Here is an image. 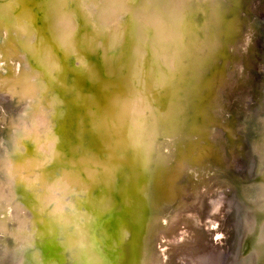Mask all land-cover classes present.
I'll return each mask as SVG.
<instances>
[{
    "label": "bare ground",
    "instance_id": "1",
    "mask_svg": "<svg viewBox=\"0 0 264 264\" xmlns=\"http://www.w3.org/2000/svg\"><path fill=\"white\" fill-rule=\"evenodd\" d=\"M0 1H3L0 8L9 9L10 14V17L0 15V33L8 35L12 46L20 53H12L20 61L13 65L18 71L13 72L18 76L13 79L8 73L10 59L6 54L9 50L0 46V225L4 226L3 229L10 226L9 232H0L1 251L4 253L8 240L15 238L16 241L21 239V246L25 247L24 264H80L76 259L79 255L69 254L68 251L83 242L92 250L91 255L98 264H135L136 256L137 264H146L144 257H147L148 264H214L216 247L213 240L220 234L216 230L221 228L222 234L230 238V241H222V247L231 248L227 264H249L242 250L246 240H242L250 231V226L243 229V225L236 224L234 210L237 207L235 199L242 203L243 197L246 201H256L255 205H251L252 209L242 204L246 213H254L257 217L256 224L261 225L264 218V127L260 128L264 120V63L255 102L251 101L252 95L229 94V84L244 75L245 66L249 63V52L245 48L251 44L255 34L259 32L264 39V14L258 15L261 5H264L260 3L264 0H123L127 5L119 9L109 1L101 5V9L94 10V25L89 20L93 9L88 11L87 4L81 3L83 0L54 2L55 8L68 3L65 9L68 17L76 20L80 29L78 33L91 31L92 26L97 29V32L91 33L96 37L95 53L98 51L96 60L89 57L92 64L82 61L80 54L78 57L74 54L78 48L75 47L76 42L71 41L74 29L69 32V40L66 36L62 37L61 45H69L74 51L67 61L64 59L68 56L58 52V39L50 42L54 36L48 33L46 41L48 22L37 28L41 24L37 13L42 12L37 6L44 7L50 0ZM31 5H35L36 9H33L35 6L28 9ZM216 8L228 19L218 21ZM19 14L23 15L21 23L25 31H20L17 39L13 32L17 23L11 15ZM106 18L110 21L107 29L103 30ZM6 22L12 24V30L7 28ZM28 23L34 25L43 39L42 43L52 51L41 61L46 69L43 74L35 70L38 63L34 64V51L41 49L39 39L34 44V34L30 32L29 48H19L20 41L28 33ZM164 41L169 49L163 48ZM111 42V47H107ZM132 47L136 56L133 68L136 74L130 72L128 78L130 83L137 84L135 96L128 98L127 93L100 88L92 74L97 69L94 64L102 63L108 67L109 54L116 72L123 71L129 63L127 50H132ZM168 52H171L170 55H167ZM57 56L61 61L55 65ZM249 56L255 60L254 50H250ZM102 64L100 68L103 70ZM139 64L144 67L138 70ZM53 65L56 68L53 69ZM85 65L90 67L89 71L86 67L84 69ZM171 70L177 73L174 80L179 82L175 85L170 84L174 78L171 74L168 76ZM141 74L142 77L145 74V81L150 75L155 78L154 81L150 79L151 86L146 87L145 81L142 84ZM42 75L47 82L42 83ZM111 76L110 72L103 76L104 81H109ZM63 81L67 84H62ZM180 81L182 84L176 90L179 94L176 97L174 90ZM26 82H34V90L27 92ZM158 85H163V92L160 91L156 98L154 87L159 88ZM94 86L99 92L92 88ZM189 86H194L196 90ZM151 88L154 89L150 91ZM106 90L115 91L114 95H107ZM141 90H146L144 97L139 96ZM89 91L93 92V96ZM18 97H28L21 110L32 111L24 118L21 115L23 119L18 115L21 106ZM166 98H169L168 102ZM231 99L238 104L229 103ZM81 103L83 105L79 107L77 104ZM178 104L187 105L188 111H179ZM8 105L10 107L6 108ZM115 105L120 112L118 120L116 118L115 123L112 121L114 111L109 109L108 118L100 123L99 118H105L101 112ZM169 105L175 110H167ZM161 106L165 107L166 115H162ZM97 108L100 111L94 114ZM198 117H201L199 124ZM96 119L100 129L106 128L100 132L104 147L92 151L84 140L80 141L79 136L88 134L89 126L96 124ZM173 124L176 128L169 129ZM158 126L164 133L156 130ZM180 129L189 133L186 136H181V132L178 133L180 136L169 134ZM21 140L27 145L23 146ZM144 144L147 145L145 156ZM25 146L27 149H24ZM129 150L134 152L135 158L128 156ZM103 151L114 152L113 160L110 156L102 160ZM222 152L227 155L226 159L220 157ZM122 156L126 157V165L135 163L136 170L135 167L129 170L116 163ZM237 156L243 158L246 170L253 165L260 169L256 179L251 178L248 170L244 174L236 172ZM80 157L83 161L78 159ZM68 159H73V164H65ZM6 173L10 174V180L5 179ZM134 174L138 176V193L132 191ZM14 179H18L16 184L24 188L21 201L18 199L19 192L15 198L8 184ZM254 180L258 183L249 184ZM112 188L114 193L120 190V194L112 195ZM149 189V193L162 195L154 208L148 206L143 196ZM56 191L58 195L54 194ZM48 193H52L53 200L57 199L55 205L48 215L35 221L34 216L51 199ZM20 203L25 210L19 209ZM221 204L225 209L222 216L218 215ZM61 205L70 208L59 209ZM134 207L139 211L135 215L139 213L142 218L153 215L157 221L155 228H151V235H148L149 232L139 234L142 244L132 258V254L128 256V249L130 254L133 246L132 239L126 240L129 245L125 247V236H133L143 228L138 216L132 217ZM73 211L81 214L82 218L77 220L76 226H80L82 231L77 235L71 234L70 246L62 247L60 243H65V232L69 233L64 225L67 219L74 221L70 218ZM26 212L32 218L26 217ZM47 216L52 218V225ZM4 218L5 221H2ZM249 221L253 226L251 216ZM28 223H35V228ZM120 231L124 234L121 235ZM255 235L250 237L252 249L249 254L255 259V264H264L259 260L260 254L264 255V234ZM73 241L76 243L74 246ZM257 243L261 247H256ZM27 250L36 252L31 256L26 254Z\"/></svg>",
    "mask_w": 264,
    "mask_h": 264
},
{
    "label": "water",
    "instance_id": "2",
    "mask_svg": "<svg viewBox=\"0 0 264 264\" xmlns=\"http://www.w3.org/2000/svg\"><path fill=\"white\" fill-rule=\"evenodd\" d=\"M89 1V0H88ZM88 1H86V0H83V1H81V3L82 4H86V2H88ZM109 1H112V3L114 4V5H116V8H120V6H126L127 5V3L125 2V1H123V0H100V1H98V5H104L106 2H109ZM54 2H57L58 4H60L59 2H60V0H50L49 2H46L45 4V6L43 7V6H41L40 4V6L38 5L37 7L39 8V12L40 11H42L40 14L39 13H37L38 15H37V17H40L41 18V26L42 25H44V23H47L48 22V31H46V41H48V33H50V35H53L54 37L50 40V42H55L57 39H58V41H57V44H58V52L59 53H65V55L66 56H68V57H66L64 60H66L67 59V61L68 60H70V55L72 54V53H74V51L73 50H71L70 49V47H69V45H61V42H62V37H65L66 36V38H67V40H69L68 38H70V35H69V32H70V30H72V29H74V33L72 34V37H71V41L73 42H76L75 43V47H78V48H76V51H75V55L78 57L79 56V54L82 56L80 59H82V61H85V62H88V64H92V61H90V58L89 57H94V51H95V48H94V44H95V40H96V37H93L92 35H91V33H92V31L93 32H97V29H94L93 28V26H92V30L91 31H89V30H85V31H83L82 33H78V30H80L79 29V26H78V24H77V22H76V20H74V18H70V17H68V13H67V10L65 9V8H67L68 7V5L66 6V4H68L67 2H64L65 3V5L63 4L62 5V7H60L61 5H58L56 8H55V3ZM90 2V1H89ZM52 3H53V7H52ZM230 3L231 2H229L228 4L230 5ZM75 3L73 2V5H74ZM224 4V3H223ZM63 7H64V9H63ZM216 7V6H215ZM226 7V6H225ZM223 8V9H227V8ZM227 7L228 8H230L228 5H227ZM55 8V9H54ZM7 9V8H6ZM5 8H0V15L1 16H5V17H10V14L8 13L9 12V9H7L6 10ZM93 9V13H92V15L90 16V18H89V20H90V22H92L93 23V25L95 24V22H94V20H95V14H96V12H94V10H96V6H94V7H91V8H89L88 9V11H91ZM231 9V8H230ZM87 11V12H88ZM216 14L218 15V17H217V20L219 21V20H221V19H228V17L226 16V14L224 13L223 14V12L222 11H220L219 9H217L216 8ZM7 13V14H6ZM162 13V12H161ZM107 15L109 16L110 14H109V12L107 11ZM23 15L22 14H19V15H11V17L13 18V20H14V22H15V24L16 23H21L22 21H23V17H22ZM65 18H69V19H67L66 21H63V20H65ZM165 19H164V21L166 22V23H168L167 21H166V17H164ZM110 19H112L111 17H110ZM110 19L109 18H106L105 20H104V27H103V30L105 29H107V25H108V21H110ZM24 21H26V19H24ZM50 22V23H49ZM37 24H39V23H37ZM6 26H7V28L8 29H10V30H12V24L11 23H9V22H6V24H5ZM28 33H27V35H25V37L23 38V40H21L20 42L23 44V46L24 47H22V44H21V47H19L21 50H22V48H23V50L26 48V49H28L29 47H27V45H28V40L30 39V35H31V33L30 32H33V34H34V41H33V43L35 44V42H36V40H37V38L39 39V45H41V49H39V50H35L34 51V53L36 54V62L34 63V64H37L38 63V65H37V69H35L36 71L37 70H39L40 72H41V74H43V72H45V67H44V65H42V63H41V61L43 60V58H46L48 55H49V53H51L52 51L51 50H49V48H48V45H45V44H43L42 43V37H40L38 34H37V31H35V27H34V25L32 24V23H28ZM69 28L70 27V29H66V28ZM99 27V26H98ZM18 29H21V30H18ZM20 31H25V27H24V25H22V27L21 28H17V27H15V29L13 30V32H14V38H16L17 37V39H18V37H19V34H21V33H19ZM99 32V31H98ZM177 34H179L178 32H177ZM99 37V36H98ZM0 38H2V43L0 42V46L3 48V49H8L9 51H8V53L6 54V57L8 58V59H10L9 61V70H8V73H9V75H10V77H12L13 79H17V75H13V72L14 73H17L18 71H17V69L14 67L13 68V65H16V59L15 60H13V59H11L12 58V53H15L16 55H20V53L18 52V50L16 49V48H14V46H12V40H11V38L10 37H8V35H6V34H3V35H1V33H0ZM22 39V38H21ZM76 39V40H75ZM131 39H132V37H131ZM19 41V40H18ZM77 42H79V44H77ZM113 42V41H112ZM112 42L110 43V47H111V44H112ZM48 43V42H47ZM70 43V42H69ZM78 45V46H77ZM65 46V47H64ZM162 46H163V48H166V49H169L168 48V46H167V44L165 43V41H164V43L162 44ZM31 47H33V46H31ZM80 47V48H79ZM108 47H109V45H108ZM25 49V50H26ZM13 51V52H12ZM109 51V50H108ZM170 53L171 52H168L167 53V55H170ZM28 54V53H27ZM33 54V53H32ZM31 53H29V55H32ZM34 54V55H35ZM127 54H128V57L129 58H127V61L129 62L128 63V65L126 66L127 68H124L123 69V71L121 72L120 70H117V72H116V68H115V64L113 63V60H110L109 59V54H108V61H107V65H108V67H105V69H107V71L108 72H110L111 74H112V76L109 78L110 80L109 81H104V78H103V76H102V72L101 71H99V70H97V69H94L93 71V77L96 79V82H99V84H100V88L102 87V88H108L109 90L110 89H112V90H117V91H120V92H122V93H127L128 94V96H130V97H134L135 96V86H134V84H132V83H130L129 82V73L130 72H132V73H135L136 74V71H134V64L136 63L135 61H136V56H135V52H134V49H133V47H132V50L131 49H129V50H127ZM120 58V57H119ZM76 59H78V58H76ZM132 60H133V62H132ZM24 61H25V59H24ZM59 61H61V60H59L58 59V56L56 57V60H55V65L59 62ZM167 62H169V56L167 57ZM26 65H27V67L29 68V66H28V64L26 63ZM55 65H53L52 67H53V69L54 68H56L55 67ZM38 67H41V68H38ZM30 70V69H29ZM49 70H52V69H49ZM59 70V69H58ZM57 70V73H59V71ZM33 71V73H35V71H34V69L32 70ZM70 72L72 71L71 69L69 70ZM171 71H173V70H171ZM54 72V71H53ZM144 72H145V70H144ZM33 75V74H32ZM29 76V75H28ZM53 76H54V74H53ZM153 76H149V78L145 81L146 82V87H148V86H151L150 84H152V80L153 79H155V78H152ZM52 78V77H51ZM50 78V80H52ZM41 79H42V83H45V82H47V79H45V77H43V75L41 76ZM150 79H152V80H150ZM31 81H33V79L31 80ZM53 81V80H52ZM154 81V80H153ZM110 82V83H109ZM116 82V84L115 85H113V86H110L112 83H115ZM154 88H156V86L154 87ZM154 88H151L150 89V91L151 90H153ZM40 91L42 90V89H39ZM107 91V90H106ZM90 92V94H92V96H93V92L92 91H89ZM88 92V93H89ZM108 93H107V95H114V92L115 91H113V92H111V91H107ZM175 96L176 97H178L179 96V94H178V92H176V94H175ZM27 98L28 97H23V98H21V99H19V104H22V102H26L27 101ZM168 100H169V98H166V102H168ZM30 101V100H29ZM117 101V100H116ZM97 102L99 103V100H97ZM166 104V103H165ZM79 107H81L83 104L81 103V104H77ZM117 106H118V101H117V104H116ZM116 105H115V107H113V106H109L110 108H108V110L106 109L105 110V112L104 111H102L101 112V114L102 115H104L105 116V118L103 117V116H101L100 118H99V120H100V123H101V121H103V120H105L106 121V119L108 118V116H109V111L111 110H113L114 111V113H113V116L111 117L112 118V121L115 123V121H116V118L120 115V112H119V110L117 109L116 110ZM160 105V104H159ZM165 106H167V105H165ZM10 107V105H8L6 108H9ZM11 109V108H10ZM110 109V110H109ZM178 110L179 111H188V109H187V106L186 107H184V105H180V107L178 108ZM263 110H264V105H263ZM8 111H10V110H8ZM80 111H81V109H80ZM98 111H100V109L99 108H97V110H94V114H97V112ZM209 111V110H208ZM165 115V114H164ZM173 115H176V114H173ZM183 115H181V117H182ZM186 116V115H185ZM262 116V115H261ZM103 117V118H102ZM114 117H115V119H114ZM176 117V116H175ZM200 118L201 117H198V124L200 123ZM74 119H77V117L76 116H74ZM117 120H118V118H117ZM262 121V120H261ZM100 123H98V119H96V124H94L93 126H89V129H90V131H89V133L87 134H83L82 136L80 135H78L79 136V138H80V141H83L84 140V142H85V144H87V148H90L92 151H94V150H96V149H98V147H100L101 146V148L102 147H104V143L103 142H101V140H100V132H102V131H105L106 130V128L105 127H102L101 129H100ZM197 125V124H196ZM264 127V120L262 121V125L260 126V128H263ZM176 128V125L175 124H173V126H170V128L169 129H171V130H173V129H175ZM88 129V130H89ZM127 130V129H126ZM142 132H143V130H142ZM181 136L183 135V136H186V134H188L189 133V131H187V132H183V130L181 131ZM260 135V133H258L257 134V136H259ZM255 139V138H254ZM264 140V137L262 138V141ZM22 142V144H23V146L24 145H27L25 142H24V140H21ZM143 141H146V140H144L143 139ZM147 145L146 144H144V146H143V155L145 156V155H147ZM24 149H27L26 148V146L24 147ZM82 151V150H81ZM81 151H79L80 153H81ZM86 152H88L89 150H85ZM130 152L128 153V156H130V157H134L135 158V154H134V152H131V150H129ZM113 154H114V152H112V151H107V152H102V156H101V159L102 160H105L106 159V156H110V160L112 159L113 160ZM5 156H8V155H5ZM94 157H98V156H94ZM8 158V161L10 162V159H9V157H7ZM128 158V157H127ZM78 159H81V157L80 158H78ZM116 159H117V156H116ZM7 161V162H8ZM74 162V160L73 159H68V160H66L65 161V164H70L71 162ZM80 161H83V159H81ZM23 162V164L25 163L24 161H22ZM70 162V163H69ZM73 162H72V164H73ZM58 163H60V162H58ZM116 163H120L121 165V167L122 166H124V167H126V169H129V170H134V167H135V163L133 164H131V165H126V157H124V156H122V158L120 159V160H118V162H116ZM144 163V162H143ZM14 163H12L11 165H13ZM26 164V163H25ZM24 165H22V167H23ZM18 167V164H17V166L15 165V168H14V170L16 169ZM113 169V168H112ZM13 170V171H14ZM13 171H11L10 172V174L13 172ZM53 172V171H52ZM135 172V171H134ZM258 172L260 173V169H258V167L256 166V165H253V166H251L250 168H249V173H251V178H257V175H258ZM8 173H6L5 174V179L6 180H10V174L9 175H7ZM136 176L137 175H135L134 174V180H133V182H135V184L133 185V187H132V191L133 192H139V188H137V184H138V182H137V178H138V176H137V178H136ZM115 179V178H114ZM18 180V179H17ZM16 179H14V181H11V182H8V184L10 185V187H11V190H12V193H13V196L15 197V198H17V194H18V192H19V194H20V196L18 197V199L21 201L22 200V198H21V196H22V192L24 191L23 189V187L21 186V185H18V184H16V181H17ZM260 181V180H259ZM114 182V181H113ZM46 184V187L48 186V184H49V182L48 183H45ZM8 192H9V190L7 191V194L6 195H8ZM41 192V191H40ZM120 190L117 192V193H114V190H113V188H112V190H111V193H112V195H119L120 193ZM150 192V189H149V191H145L144 193H143V196L146 198V201H148L147 203H148V206L149 207H151V206H156V205H158V203L160 202V200H159V198H160V196L162 197V195L160 194H155V193H149ZM58 193V191H56L54 194L55 195H58L57 194ZM153 194V195H152ZM28 195V194H27ZM24 196V195H23ZM242 200H243V202L241 203L240 201H238V200H236L235 199V204L237 205V207H236V209L234 210V214L236 215V218H235V223L236 224H238V225H243L244 227H243V229H245L246 227H248V226H250V231L247 233V235H246V233H245V236L243 237V242L246 240V244L244 245V243H243V251L245 252V258H246V261H248V263L249 264H255V259H252V255L251 254H249V252H250V250L252 249L251 248V246H252V239H250V237L251 236H253V235H255V236H257V235H261V234H264V218L262 217V223H261V225L260 224H256V219H257V217H255L254 216V213H246L245 211H244V209H243V205L242 204H244V207H246V208H249V209H252V207L253 206H251V205H255L256 204V201H254L253 202V200H251V201H246V199H244L243 197L241 198ZM65 206V205H64ZM18 207H19V209L21 208V209H24L25 210V208L21 205V203L20 204H18ZM63 208V209H65V208H67V207H69V206H66V207H63V205H61L60 207H59V209L60 208ZM70 208V207H69ZM72 209V208H71ZM134 210H135V207L133 208ZM133 210V211H134ZM61 213H62V211H60ZM59 212V213H60ZM75 214H77V215H75ZM252 214V215H251ZM72 216L70 217L71 219L73 218V220L74 221H71V220H69V219H67L66 220V225H64V226H67V228H66V231H69V233L68 232H65V234H66V239H65V243H60V246H62V247H66V245L68 246H70V240H71V238L69 237V236H71V234H72V236L73 235H77L78 233H81V229H79V227L80 226H76L77 224H76V222H77V220H80L82 217H81V214H78V213H76V211H73V213L71 214ZM75 215V216H74ZM9 216H11L12 217V215L10 214ZM28 216V218H32V215L30 214V213H27L26 212V217ZM46 216V215H45ZM133 216H135V213L133 212L132 213V217ZM250 216H251V219H253V226H252V224L250 225ZM11 217H10V219H11ZM75 218V219H74ZM49 222H50V224L52 225V218L51 217H49V216H47V218H46ZM138 220L140 221V225L141 224H143V227H147V228H152L155 224H156V219H155V217L153 216V215H150V216H148V215H146L145 216V218H142V217H140L139 215H138ZM2 221H5V218H4V220H2ZM28 225H30L31 227H34L35 228V223H28ZM40 225H42V223H40ZM81 225V224H80ZM260 225V226H259ZM30 226H28L29 228H31ZM3 227L4 226H2V225H0V232H4L5 233V231L4 230H6V232L8 231L9 232V229H10V226H8L7 228H4L3 229ZM94 226H92V228H93ZM114 227V225H112V228ZM252 227V228H251ZM22 228V226H20L19 227V229H21ZM77 229H79L78 231H77ZM52 232V231H51ZM245 232V231H244ZM126 233V232H125ZM120 234L121 235H123L124 234V232H121L120 231ZM58 237H60V236H58ZM10 238V237H9ZM61 238V237H60ZM122 239H123V237H122ZM128 240V239H130V235L128 234V235H126L125 236V240ZM248 239H250L249 240V242H248ZM8 240V239H7ZM9 240H10V242H9ZM8 240V242L6 243L7 244V246H6V248H3L4 250H6L4 253H3V250L1 251V249H2V247H1V245H0V259L2 260H0L1 262H0V264H24L25 263V258H23V252H24V249H25V247L24 246H21V239L20 240H18V241H16V239L15 238H10ZM61 240V239H60ZM63 241V240H62ZM70 243V244H69ZM8 244L10 245L11 244V247H8ZM76 243L73 241L72 242V246H74ZM81 245L80 246H76V247H74V248H72L73 250L72 251H68V253L70 254H72V255H79V258H76V259H78V261H79V263L80 264H98L97 262H95V260L93 259V257H92V255H91V251L92 250H90V248H88V245H86L85 243H80ZM124 244V246L125 247H127V245H129V241H125V243H123ZM261 247V245H259V243H257L256 244V247ZM16 247H18L17 249H16ZM31 247V246H30ZM32 248V247H31ZM19 251H21V252H19ZM2 252V253H1ZM27 254H28V250H27ZM261 256H260V258H259V260L260 261H264V255H262V254H260ZM255 256H256V254H255ZM31 257V256H30ZM29 258V257H28ZM28 260V259H27ZM70 262V261H69Z\"/></svg>",
    "mask_w": 264,
    "mask_h": 264
},
{
    "label": "rangeland",
    "instance_id": "3",
    "mask_svg": "<svg viewBox=\"0 0 264 264\" xmlns=\"http://www.w3.org/2000/svg\"><path fill=\"white\" fill-rule=\"evenodd\" d=\"M86 1H88V0H86ZM98 1H100V0H91L90 2L88 1V2H86V7H87V9H89V8H91V7H93V6H96V8H98V10L99 9H101L102 7H101V5H98L97 3H98ZM259 0H257V2H258ZM1 3L3 2V1H0ZM97 2V3H96ZM264 3V1L263 2H261L260 4H263ZM35 5H31V6H28V9H32L33 7H34ZM103 6V5H102ZM263 6V7H262ZM105 7V6H104ZM33 9H36V6H35V8H33ZM263 9V10H262ZM262 11H264V5H261V9H260V12H258V15L260 16V15H263L264 14V12H262ZM262 17V16H261ZM1 18V17H0ZM16 27H18V28H20V27H22V23H17L16 25H15ZM39 27H41V24H39V26H37V28H39ZM31 33H33V32H31ZM77 44H79V42H77ZM109 45V44H108ZM108 45H106L107 47H108ZM109 48H110V45H109ZM245 49H247V52H249L248 53V64L245 66V73H244V75L242 76V78L240 79V80H237V81H234V82H231L229 85L231 86V88H230V90H229V94H238V95H245V96H248V95H252V100L251 101H253V102H255L254 100H255V97L257 96L256 95V93H258V89H260V85H261V81H262V78H263V63H264V55H263V53H264V39H263V37L261 36V34L259 33V32H257V35L255 34V36H254V38H253V40L251 41V44L249 43V45L245 48ZM97 50V49H96ZM250 50H254V54L256 55V58H255V60H251V57L249 56L250 55ZM98 53V51L95 53V51H94V60H96V55L95 54H97ZM262 53V54H261ZM261 57V58H260ZM91 58V57H90ZM11 59H13V60H15L16 59V63H19L20 61H19V59L17 58V57H14V56H12V58ZM262 59V60H261ZM262 62H261V61ZM237 63V62H236ZM101 64L102 63H98V64H94V68H97L99 71H101L102 73V75L103 76H106L109 72L105 69V65L104 64H102V67H103V70L100 68L101 67ZM145 64V63H144ZM85 67L87 68V70L89 71V66H87V65H85L84 66V69H85ZM144 66H142L141 64H139V67H138V70L140 69V68H143ZM39 70H37V72H38ZM40 72V71H39ZM170 74L171 75H173V77L174 78H172L171 79V81H170V84H172V85H175L177 82H179L178 81V79L177 80H174L175 79V76L177 75V73H175V71H171L170 73H168V76H170ZM83 75H85V74H83ZM233 75V74H232ZM143 76L145 77V74H143ZM144 77H142V74H141V76H140V79H143ZM144 79H143V81H142V84L144 83ZM87 82H88V80H87ZM33 83L34 82H26L25 83V86H27L28 87V89L26 88V90H28L27 92H30L31 90H34V86H33ZM62 84H67V82L66 81H63V82H61ZM169 84V85H170ZM182 83H181V81H180V83H178V86H176V89L174 90L175 92H176V90H177V88L178 87H180V85H181ZM160 85V84H159ZM158 85V86H159ZM134 86H135V88H137L136 86H137V84L136 83H134ZM161 86H163V85H161ZM161 86H159V88L158 87H156L154 90L156 91V93L154 94V96L156 97V98H158L157 97V95H158V93L162 90V87ZM190 88H192L193 87V91L194 90H196V88H194V86H189ZM188 87V88H189ZM227 87V85H225V88ZM92 88H94V90L95 91H97V92H99L98 91V89L96 88V86H94V87H92ZM138 89V88H137ZM142 91V90H141ZM145 91L146 90H143L141 93V95H139L140 97H144V94H145ZM178 91V90H177ZM140 92V91H139ZM161 92H163V91H161ZM190 92V91H189ZM147 94H151V93H147ZM161 94V93H160ZM26 95V94H25ZM171 95V94H170ZM18 96V94H16V97ZM19 99H21L22 97H18ZM17 98V99H18ZM128 98H132V97H128ZM61 100V99H60ZM175 100V99H174ZM58 101L59 100H57V103H58ZM64 101V100H63ZM185 103H187L186 101H184ZM233 103V104H238V103H235V102H233L232 101V99L230 100V102L229 103ZM23 104L25 103V102H22ZM180 103H181V101H180ZM23 104H21V106L19 107V110H18V115H19V118H21V117H25V116H27L28 114H30L32 111H22L21 109H22V105ZM159 104H161V103H159ZM181 104H184V103H181ZM189 104V103H188ZM178 105H180V104H178ZM174 106H176V103H175V105ZM187 106V105H186ZM233 107V106H232ZM165 107L164 106H161V110H162V115H166V112H164L166 109H164ZM167 110H175V108L173 109L170 105H169V107L167 108ZM239 114V113H238ZM22 115V116H21ZM21 116V117H20ZM23 118H21V119H23ZM161 130L163 133H164V130H162V127L160 128V126H158L157 128H156V130ZM182 129V128H181ZM181 129L179 130V131H177V132H174V133H169V134H171V135H178V136H180L178 133L179 132H181ZM120 130H122V128H120ZM168 132V131H167ZM163 136H166V135H163ZM179 138V137H178ZM109 144L111 143L110 141L108 142ZM4 144V143H3ZM185 149V148H184ZM186 152H187V149H186ZM220 157H222V159H226L227 158V155L225 154H223V152H222V154L220 153ZM1 166L2 165H0V168H1ZM250 168V167H249ZM249 168L247 169L248 170V172H249ZM69 170V169H68ZM135 170H136V167H135ZM156 170V169H155ZM235 170H236V172L238 173V174H244L247 170H246V166H245V164H244V162H243V158H240L239 156H237L236 157V164H235ZM29 171H31V169L30 170H26V171H24V173H28ZM138 171V170H137ZM70 172V171H69ZM72 172V171H71ZM70 172V173H71ZM140 175V174H139ZM257 181V182H256ZM256 183H258V180H254V181H251L249 184H251V185H254V184H256ZM72 185V183L71 184H68V185H66L65 186V189H67V188H69L70 186ZM138 193V192H137ZM47 196L49 197V198H51L52 200H53V198H52V193H48L47 194ZM49 200L43 207H42V209L41 210H39V213H38V215L37 216H34V220L35 221H40L45 215H48L51 211H52V209H53V207H54V205H55V200H57V199H54L53 201L52 200ZM52 202V203H51ZM223 205L224 204H221V207H220V210H219V214L218 215H223L224 214V211H225V209H224V207H223ZM49 206V207H48ZM49 208V209H48ZM151 208H154L153 206H151ZM209 209L211 210V207H209ZM136 212H139L137 209L134 211V213H136ZM39 215H41V217L39 216ZM139 215V213H137V215H135V216H138ZM41 218V219H40ZM1 220V219H0ZM154 227V226H153ZM135 228V230H136V227H134ZM155 228V227H154ZM146 229H147V227L145 226V227H143V228H140V229H138V231H136V233L133 235V236H130V239H132V244H133V246L131 247V251H130V254H129V250H130V248L128 249V256H130L131 254H132V258L133 257H135V254H134V252L137 250V249H139V246L142 244V241L140 240V237H139V234H141V233H143L144 232V234H148V232H149V234L148 235H151V229L150 230H147L146 231ZM216 232H220V234L213 240L214 241V245H215V247H216V249H215V251H214V255H213V259H214V264H227V263H229V261H230V257H231V248H224V247H222V241H224V239H227V240H229L230 241V238H228L226 235H225V233H223L222 234V229L221 228H218L217 230H216ZM37 235H35V237H36ZM226 236V237H225ZM34 237V238H35ZM146 237H148L147 235H146ZM129 239V240H130ZM127 240V239H126ZM125 240V241H126ZM124 242V241H123ZM131 244V245H132ZM130 245V246H131ZM133 248H134V250H133ZM36 252V251H31L30 250V252H28V254H30L31 256L34 254V253ZM26 254H27V251H26ZM230 255V256H229ZM137 257V256H136ZM134 258V263L135 264H137V258ZM226 258V259H225ZM222 259V260H221ZM144 260L146 261V264H148V262H147V257L145 258L144 257ZM124 262H126V260H124Z\"/></svg>",
    "mask_w": 264,
    "mask_h": 264
}]
</instances>
